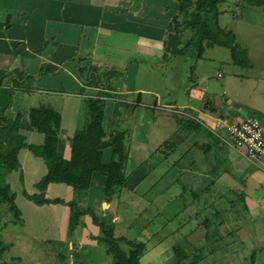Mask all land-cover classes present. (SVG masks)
<instances>
[{
	"label": "rangeland",
	"instance_id": "374dc122",
	"mask_svg": "<svg viewBox=\"0 0 264 264\" xmlns=\"http://www.w3.org/2000/svg\"><path fill=\"white\" fill-rule=\"evenodd\" d=\"M239 4L240 0H225L220 6L222 28L231 30L233 27L239 31L240 21L235 17L239 11L243 14ZM238 43L243 47L242 37H239ZM243 48L249 51L248 47ZM253 56L257 59L253 67L240 68L232 64L228 49L207 48L193 72L191 66L194 61L188 66H181L180 59L175 58L169 61L171 69L155 66L154 72L149 74L140 68L136 83L153 92L158 91L163 104L168 107L187 102L188 96L192 94L194 104L199 105L203 95L200 91L208 86L206 91L215 95L222 108L226 109V100L231 101V109L236 116L241 119L255 118L264 125L263 44L253 48ZM181 60L188 62L187 58ZM218 73L222 77L219 78ZM193 82L196 85L191 88ZM46 94L57 98L56 110L60 111L61 125L66 133L72 135L87 125V97L80 93L65 98L60 94ZM115 97L119 98L117 95ZM137 98L138 95L136 101ZM39 100L36 107L39 104L46 106L49 101L43 98ZM103 104V126L107 134L111 137L113 131L126 133L125 145L129 153L125 169L127 186L108 203L105 198L102 201L103 191L89 204L85 198L80 202L82 195L89 194L87 191H75L58 184L54 186L55 193L52 192V195L62 203L37 207L23 193L33 191L31 186L25 190L19 183V189H15L19 219H8L0 225V241L5 247L2 261L9 263L10 257L17 253L13 251L19 248L22 260L19 264H112V255L103 241L105 233L100 228V224L104 223L112 230L115 239L125 238L144 243L142 264H181L172 259L179 248L187 250V244L193 247V253L187 251L188 259L184 264H243V259L249 257L244 244L247 219L240 202L233 207L228 203V198H232L228 196V191L232 189L238 192L239 179L235 174V177L224 174L209 192L193 199L190 177L181 178L182 166L176 167V163L181 162L189 150L196 152L199 160L201 151L195 145L213 144V140L197 131L189 134L184 132L188 127L185 118L188 115L178 113L175 108L168 109L171 110L169 112L158 107L151 95H144L142 105L137 108L136 104L129 108L119 103L113 115L110 110L118 102ZM144 104L150 106L145 107ZM145 112L149 116H144ZM126 113H129L128 118ZM146 119L151 121L145 122ZM145 123L147 129L144 133L141 129V133H146V145L138 146L134 135L136 125ZM221 133L226 139V131ZM136 134L139 135V131ZM221 146L226 156L238 152L225 143H221ZM205 168L202 165L201 173H204ZM94 186L96 196V182ZM197 186V182L193 183L194 190L198 189ZM72 192H75L74 195H71ZM216 213L220 215L216 216ZM93 216L97 223L93 222ZM206 219L212 223L208 231L217 228L223 236L222 243L207 244L204 239ZM5 226L8 228L3 231ZM11 246L17 249L9 250ZM120 246L124 250L128 249L123 242Z\"/></svg>",
	"mask_w": 264,
	"mask_h": 264
},
{
	"label": "crops",
	"instance_id": "0c3cea01",
	"mask_svg": "<svg viewBox=\"0 0 264 264\" xmlns=\"http://www.w3.org/2000/svg\"><path fill=\"white\" fill-rule=\"evenodd\" d=\"M174 3L175 0H0V116L3 122L12 124L23 112L41 106H35L40 103V98L49 100L45 107L60 114L56 110L57 98L46 93L60 94L64 98L80 93L87 100L102 96L103 102H118V105L110 107L112 115L121 102L125 107H133L137 102L135 97L141 94L135 108L142 105L144 95H151L158 107L167 111L178 109V113L188 115L185 116L187 121L200 125L207 132L218 134L224 140L223 130L216 129L218 122H239L243 119L234 114L231 101L226 100V109L222 108L215 95L206 91L208 86L200 91L203 95L199 105L194 104L192 94L188 96L187 102L176 103L173 107L163 104L158 91L137 86L140 68L151 74L155 66L168 68L169 61L175 59L170 54L165 59L169 25L175 16ZM240 3L243 14L239 11L235 17L239 19L241 28L236 31L231 27L230 31L235 34L237 43L242 37L243 47L249 48L253 67V62L257 60L253 56V48L261 44L264 47V13L261 8ZM219 23L221 25V17ZM198 61L191 66L192 72L196 70ZM179 63L188 66L192 61L180 59ZM79 69L83 70L81 76ZM92 76H95L94 80ZM217 76L220 78L222 74L218 73ZM195 85L193 82L191 88ZM9 97H12V103L7 107ZM125 115L127 117L129 113ZM146 115L149 116V113L145 112ZM136 126L134 135L137 145L144 146L147 137L146 133H141V129L144 133L147 124ZM136 131H139V135ZM20 134L26 138L28 145L43 143V136L35 131L21 130ZM73 135L66 133L61 125L58 151L64 158L70 156ZM237 153L225 155L228 168L225 176L239 179L238 192L244 196L247 209L245 216L248 228L244 243L250 252L255 251V264H264V172L259 163ZM110 158L111 151L107 149L105 163ZM18 160L20 171L6 173L0 166L2 182L10 185L15 195L19 183L25 190L31 186L33 191L28 194H35V184L47 172L46 164L28 149L20 151ZM95 182L98 191L96 196L93 190ZM104 184L105 178L94 174L87 191L89 194L82 195L80 202L85 198L90 204L94 198L97 199L104 191ZM55 185L51 184L47 189L46 197L50 200L58 199L52 195ZM8 219L14 221L9 208L0 204V225ZM7 228L5 226L3 231ZM14 249L17 248L11 246L9 250ZM13 252L17 253H13L9 262L15 259L18 264L21 263L19 248Z\"/></svg>",
	"mask_w": 264,
	"mask_h": 264
},
{
	"label": "trees",
	"instance_id": "16d2710c",
	"mask_svg": "<svg viewBox=\"0 0 264 264\" xmlns=\"http://www.w3.org/2000/svg\"><path fill=\"white\" fill-rule=\"evenodd\" d=\"M240 1L248 6L261 8L264 13V0ZM224 2L225 0H175V16L169 25L165 59L170 54L172 58H187L190 62H197L202 58L207 48L221 47L229 50L234 66L251 67L247 49L237 43L232 31L220 26V6ZM82 71L79 69L80 76ZM92 79L94 80L95 76H92ZM101 97L88 100L89 121L82 130L74 133L69 158H64L63 154L58 151L61 116L55 110L39 106L28 112H23L15 118L12 124L3 122L0 116V166L5 172L20 171L18 155L23 149H28L46 164V174L35 184L37 192L32 195L23 192L25 197L35 205L62 203L59 199L50 200L46 197L47 189L51 184L66 185L75 191H88L94 174L105 178L104 198L107 203L127 186L128 177L125 169L129 153L125 145L126 133L117 131L111 137L107 134L103 126L105 109ZM11 103L12 97H9L7 107ZM186 123L188 127L184 132L189 134L197 131L213 140V144L195 145L201 151L199 160L197 159L198 154L189 150L184 154L181 162L176 163V167L181 168L182 166L181 178L190 177V191L193 199H197L200 194L209 192L211 186L216 184L217 179L228 172L227 159L223 152V146H221V143L225 142L218 134L207 132L198 124L189 121ZM21 130L35 131L41 134L43 143L39 146L28 145L26 138L20 134ZM109 138H111L110 141ZM107 149L111 151V158L108 163H105L104 156ZM202 165L206 167L204 173H201ZM195 182L198 183L196 190L193 187ZM228 192V196H232V198H228L230 207L240 202L241 210L245 215L247 209L244 196L236 190L231 189ZM15 199V193L10 185L4 184L0 179V204H5L9 208L13 220H18L19 211ZM90 213L93 214L92 211ZM215 215L220 214L216 213ZM96 221L97 219L93 216V222L97 223ZM211 225L210 220L206 219L204 222L207 229L204 233L205 241L207 244L210 242L222 243L223 236L220 235L217 228L208 231ZM100 228L105 233L103 241L108 252L112 255V264H142L144 243L125 238L115 239L112 230L107 228L104 223L100 224ZM121 242L126 244L127 250L120 246ZM244 244L246 245V243ZM186 249L176 250L173 262L184 264L188 259L189 252L187 251L193 253L192 246L187 244ZM200 249L202 250V248ZM4 251L5 247L0 241L1 260ZM255 259V251H249V257L243 259V264H255ZM17 263L18 261L15 259L9 263L2 261V264Z\"/></svg>",
	"mask_w": 264,
	"mask_h": 264
},
{
	"label": "built area",
	"instance_id": "2783aa9c",
	"mask_svg": "<svg viewBox=\"0 0 264 264\" xmlns=\"http://www.w3.org/2000/svg\"><path fill=\"white\" fill-rule=\"evenodd\" d=\"M216 129L225 130L227 137L224 142L248 160L259 163L264 172V125L259 120L219 121Z\"/></svg>",
	"mask_w": 264,
	"mask_h": 264
},
{
	"label": "water",
	"instance_id": "95a60500",
	"mask_svg": "<svg viewBox=\"0 0 264 264\" xmlns=\"http://www.w3.org/2000/svg\"><path fill=\"white\" fill-rule=\"evenodd\" d=\"M0 83H1V82H0ZM140 98H141V94H138V98H137L136 105H138V104H139V102H140Z\"/></svg>",
	"mask_w": 264,
	"mask_h": 264
}]
</instances>
